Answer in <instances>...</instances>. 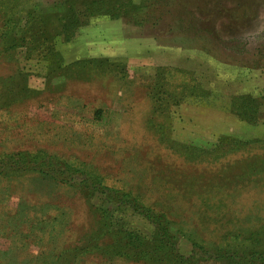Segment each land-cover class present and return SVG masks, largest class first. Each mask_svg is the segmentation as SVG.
Masks as SVG:
<instances>
[{
  "label": "rangeland",
  "instance_id": "rangeland-1",
  "mask_svg": "<svg viewBox=\"0 0 264 264\" xmlns=\"http://www.w3.org/2000/svg\"><path fill=\"white\" fill-rule=\"evenodd\" d=\"M84 1L0 0V156L46 151L139 196L167 216L182 255L193 241L207 252L260 250L264 0H119L114 17L87 16ZM73 10L82 25L66 39L56 16ZM52 51L66 67L110 59L117 68L50 82ZM7 172L0 264H153L108 252L106 216L152 236L143 216L78 183Z\"/></svg>",
  "mask_w": 264,
  "mask_h": 264
},
{
  "label": "trees",
  "instance_id": "trees-1",
  "mask_svg": "<svg viewBox=\"0 0 264 264\" xmlns=\"http://www.w3.org/2000/svg\"><path fill=\"white\" fill-rule=\"evenodd\" d=\"M118 1L119 0H85L81 5L85 8V14L87 16L100 14L114 17V12L116 11L115 6L119 4ZM70 3L74 5L75 0H71ZM72 13L73 16L68 14L62 16L59 14L56 16V22H58L61 31H63L61 33L66 39L73 36L82 25L77 17V11L73 10ZM137 13H140L139 9ZM30 16L31 20L36 21L37 17L33 12ZM39 17L43 19V24H49L52 19V16L47 18L46 16ZM3 35L5 34L3 33ZM59 56L60 53H56L55 51L50 53V58H53V62H51L53 70L50 69L48 78L50 82L54 80V77L63 75L65 78L67 77L66 79H74L77 78L76 76L78 75L83 80H90L94 78V76L112 73L113 67L115 69L117 68L110 59L81 61L66 67L63 65L62 59ZM124 69L125 68H122L121 70ZM166 73H168V76L171 74V72H167V70H165L164 74H159L157 84L169 80ZM64 84L65 83H60L56 89H49V91L56 92L57 89V91H61V87H63ZM189 90L194 97L199 96V90L194 88H189ZM165 91L167 92V90ZM171 94L173 95V93H170V95ZM150 97L152 98L151 95ZM172 97L175 98V96ZM255 103L257 102L255 101ZM248 108L253 109V113L257 110L255 107H249V104ZM161 110L164 111L166 109L161 108ZM9 165L19 166L24 171L32 172L43 177H50L64 184L72 185L78 183L77 186L79 187V191L88 197L94 196L97 193H104L109 199L108 202L118 203L127 209L133 210L152 224L154 232L152 236H147L131 228L127 229L124 228V226L115 224L119 227L116 228L114 224L111 223V217L107 215L103 227L108 230L109 233L110 231L112 233L111 236L114 239V243L108 249V252L113 257L153 264H199L208 260L217 263L226 262L227 264H264V246H261L260 250L250 249L248 251H233L229 249H217V251L207 252L203 245L193 241V254L191 256L182 255L178 249V238L176 235H173L171 225L165 214L156 213L150 207L143 205L139 196L116 187L108 186L103 177L94 175L91 172L87 173V171L85 172V170L80 168L77 169L75 167L76 165L70 164L68 161L66 162L65 159L59 156L49 154L46 151L20 153L13 158L11 154H5L0 156V176H12L10 172L5 173ZM112 227H115L116 230H112ZM262 238H264V235H260V237H257L255 240L262 242Z\"/></svg>",
  "mask_w": 264,
  "mask_h": 264
}]
</instances>
